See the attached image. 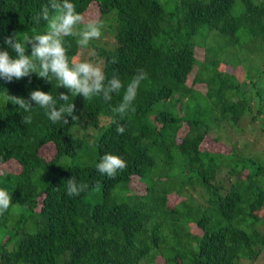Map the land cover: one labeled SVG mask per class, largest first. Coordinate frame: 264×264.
Returning a JSON list of instances; mask_svg holds the SVG:
<instances>
[{
    "label": "trees",
    "instance_id": "trees-1",
    "mask_svg": "<svg viewBox=\"0 0 264 264\" xmlns=\"http://www.w3.org/2000/svg\"><path fill=\"white\" fill-rule=\"evenodd\" d=\"M71 2L105 26L87 49L67 37L70 60L103 61L124 87L105 102L51 76L0 80V188L12 197L0 264H263L264 0ZM46 3L0 0V49L9 34L43 32L32 17ZM139 69L148 79L115 115ZM37 88L69 94L78 120L54 124L45 109L6 98ZM204 136L227 151L200 147ZM105 153L127 162L114 179L97 171ZM72 177L89 187L69 197Z\"/></svg>",
    "mask_w": 264,
    "mask_h": 264
},
{
    "label": "clouds",
    "instance_id": "clouds-1",
    "mask_svg": "<svg viewBox=\"0 0 264 264\" xmlns=\"http://www.w3.org/2000/svg\"><path fill=\"white\" fill-rule=\"evenodd\" d=\"M35 24L41 20L46 22L43 32L25 34L19 39L17 33L3 37L6 48L0 49V80L12 82L29 78L35 74L38 78L48 81L53 77L58 81V88L67 89L70 95H79L83 99L100 96L105 102L112 100L114 93H119L124 87L118 75L106 76L103 61L92 59L70 60L67 37H77L80 49H87L90 43L102 35L104 21L97 16L85 17L77 11L71 0H47L40 12L32 17ZM82 27H78L81 26ZM9 49L15 54L12 55ZM116 62L114 57L112 63ZM148 79V74L139 69L124 90L122 101L112 112L123 117L136 99L141 82ZM70 95L59 93L53 96L38 88L32 90L27 98L9 95L6 98L25 112H31L33 104L46 110L45 115L52 123L69 124L77 121L76 105L70 100ZM62 102V103H61ZM24 123L31 122V116L23 117ZM113 122H116L115 120ZM116 131L125 132V127L117 123ZM97 171L108 178H115L117 173L127 167V162L121 156L105 153L97 164ZM86 182H78L75 177L66 181V194L69 197L78 196L87 190ZM12 205L11 194L5 188H0V216H3Z\"/></svg>",
    "mask_w": 264,
    "mask_h": 264
},
{
    "label": "rangeland",
    "instance_id": "rangeland-1",
    "mask_svg": "<svg viewBox=\"0 0 264 264\" xmlns=\"http://www.w3.org/2000/svg\"><path fill=\"white\" fill-rule=\"evenodd\" d=\"M92 16V13H87L85 14V17H91ZM211 45V43H210ZM212 46V45H211ZM213 47V46H212ZM234 74L236 76L237 79H241L242 77V71L240 69V67H238L237 69L234 70ZM185 125L181 126L183 128H181L180 130H178L177 132V138H176V141H179L180 137L184 134V128ZM235 130H238L239 127H235V126H232ZM213 137V136H212ZM204 141L201 142L200 144V147H207L209 149H214V150H217V151H222V152H226L227 151V147L225 146V144L222 142V141H216L214 140L213 138H208L207 136H204ZM53 147L51 145H46L44 148H43V151H42V155L45 156L46 158L50 157L52 155L51 151L53 152L54 150L52 149ZM6 167V166H5ZM8 169L10 166H7ZM13 167V166H12ZM15 168V166H14ZM171 199V198H170ZM262 262L264 264V251H263V257H262Z\"/></svg>",
    "mask_w": 264,
    "mask_h": 264
}]
</instances>
